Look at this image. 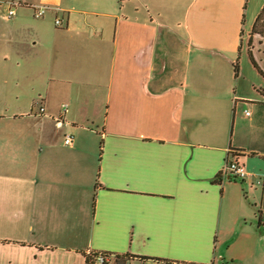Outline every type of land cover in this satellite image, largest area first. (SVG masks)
I'll return each instance as SVG.
<instances>
[{"label": "crops", "instance_id": "1", "mask_svg": "<svg viewBox=\"0 0 264 264\" xmlns=\"http://www.w3.org/2000/svg\"><path fill=\"white\" fill-rule=\"evenodd\" d=\"M263 6L0 0V264H264Z\"/></svg>", "mask_w": 264, "mask_h": 264}, {"label": "built area", "instance_id": "2", "mask_svg": "<svg viewBox=\"0 0 264 264\" xmlns=\"http://www.w3.org/2000/svg\"><path fill=\"white\" fill-rule=\"evenodd\" d=\"M46 13V8L40 7L34 10V18L40 19L42 18ZM15 15V4L11 3L9 5V9L7 11V19L12 18ZM56 26H61V20L56 19L55 20ZM67 106L64 104L62 105V109L64 112L66 111ZM45 112L44 107L39 108V113L42 115ZM249 113L246 112V115ZM58 127L61 128L63 126H66L67 123L64 119H58L57 120ZM73 136L71 134H66L64 136V144L70 145L72 143ZM221 178H227V179H234L237 181H243L247 177V172L242 164H240L235 159H228L220 173ZM90 259L88 264H132V260L126 258L122 259L121 256H118L113 253H106V252H93L88 251L86 254ZM165 264H189L184 262H177V261H171L167 262Z\"/></svg>", "mask_w": 264, "mask_h": 264}, {"label": "trees", "instance_id": "3", "mask_svg": "<svg viewBox=\"0 0 264 264\" xmlns=\"http://www.w3.org/2000/svg\"><path fill=\"white\" fill-rule=\"evenodd\" d=\"M257 43L258 45H264V6L262 7V9L260 10L254 24L251 30V35H250V45H254V43ZM250 58L251 61L253 63V65L255 66V68L261 73V69L258 66L256 59L253 57L252 52L250 53ZM234 72L235 75H237L238 73V68L237 65H234ZM261 92H264L261 90ZM233 155L237 156V153L235 151H232ZM223 264H233V262H229V263H223Z\"/></svg>", "mask_w": 264, "mask_h": 264}, {"label": "flooded vegetation", "instance_id": "4", "mask_svg": "<svg viewBox=\"0 0 264 264\" xmlns=\"http://www.w3.org/2000/svg\"><path fill=\"white\" fill-rule=\"evenodd\" d=\"M257 49L258 50H256L255 51V57L258 59V61H262V59H263V57L261 56H258V55H260V54H264V45H257ZM258 52H260L259 54H258Z\"/></svg>", "mask_w": 264, "mask_h": 264}, {"label": "water", "instance_id": "5", "mask_svg": "<svg viewBox=\"0 0 264 264\" xmlns=\"http://www.w3.org/2000/svg\"><path fill=\"white\" fill-rule=\"evenodd\" d=\"M256 50H258V49L256 48ZM256 50H255V51H256ZM255 54H256V53H255ZM257 62H258V64H259L260 66H262V65H261V62L258 61V59H257ZM262 64H263V63H262Z\"/></svg>", "mask_w": 264, "mask_h": 264}, {"label": "rangeland", "instance_id": "6", "mask_svg": "<svg viewBox=\"0 0 264 264\" xmlns=\"http://www.w3.org/2000/svg\"><path fill=\"white\" fill-rule=\"evenodd\" d=\"M259 53H260V52H258V54H259ZM258 56H260V57L262 56V57L264 58V54H260V55H258Z\"/></svg>", "mask_w": 264, "mask_h": 264}]
</instances>
